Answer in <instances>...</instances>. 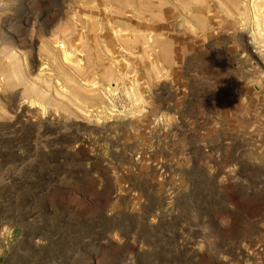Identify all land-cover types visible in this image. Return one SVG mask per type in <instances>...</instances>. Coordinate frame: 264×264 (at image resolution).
Listing matches in <instances>:
<instances>
[{
  "label": "rangeland",
  "instance_id": "obj_1",
  "mask_svg": "<svg viewBox=\"0 0 264 264\" xmlns=\"http://www.w3.org/2000/svg\"><path fill=\"white\" fill-rule=\"evenodd\" d=\"M0 264H264V0H0Z\"/></svg>",
  "mask_w": 264,
  "mask_h": 264
},
{
  "label": "bare ground",
  "instance_id": "obj_2",
  "mask_svg": "<svg viewBox=\"0 0 264 264\" xmlns=\"http://www.w3.org/2000/svg\"><path fill=\"white\" fill-rule=\"evenodd\" d=\"M64 39V38H63ZM56 42H57V40H56Z\"/></svg>",
  "mask_w": 264,
  "mask_h": 264
}]
</instances>
